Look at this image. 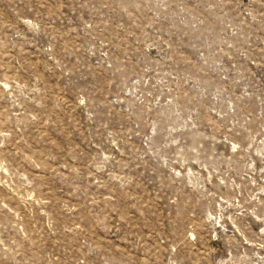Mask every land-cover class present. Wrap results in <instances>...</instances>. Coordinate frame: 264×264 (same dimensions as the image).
<instances>
[{
    "label": "rangeland",
    "instance_id": "obj_1",
    "mask_svg": "<svg viewBox=\"0 0 264 264\" xmlns=\"http://www.w3.org/2000/svg\"><path fill=\"white\" fill-rule=\"evenodd\" d=\"M0 264H264V0H0Z\"/></svg>",
    "mask_w": 264,
    "mask_h": 264
}]
</instances>
